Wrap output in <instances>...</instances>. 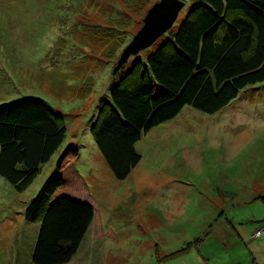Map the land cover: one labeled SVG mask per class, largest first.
Here are the masks:
<instances>
[{
	"label": "rangeland",
	"instance_id": "obj_1",
	"mask_svg": "<svg viewBox=\"0 0 264 264\" xmlns=\"http://www.w3.org/2000/svg\"><path fill=\"white\" fill-rule=\"evenodd\" d=\"M157 1L135 11L121 0H0V106L41 101L66 126L63 144L25 191L0 177V264H31L39 224L24 212L69 144L81 150L75 169L107 236L89 228L67 264H264V82L214 114L185 106L152 128L125 180L92 139L100 101L169 37L115 70ZM182 1L172 31L199 3Z\"/></svg>",
	"mask_w": 264,
	"mask_h": 264
},
{
	"label": "trees",
	"instance_id": "obj_2",
	"mask_svg": "<svg viewBox=\"0 0 264 264\" xmlns=\"http://www.w3.org/2000/svg\"><path fill=\"white\" fill-rule=\"evenodd\" d=\"M121 1L138 11L147 0ZM168 33L122 74L91 125L92 139L118 180L140 162L136 144L152 128L185 106L214 114L240 90L264 82V0H199ZM65 136L63 116L41 101L0 106V177L25 191ZM80 156L76 145H67L25 209V219L39 224L31 264H67L89 228L97 238L107 236L75 169Z\"/></svg>",
	"mask_w": 264,
	"mask_h": 264
},
{
	"label": "water",
	"instance_id": "obj_3",
	"mask_svg": "<svg viewBox=\"0 0 264 264\" xmlns=\"http://www.w3.org/2000/svg\"><path fill=\"white\" fill-rule=\"evenodd\" d=\"M183 6L182 0H158L147 12L141 29L122 50L115 70H119L130 56L148 48L170 30Z\"/></svg>",
	"mask_w": 264,
	"mask_h": 264
},
{
	"label": "crops",
	"instance_id": "obj_4",
	"mask_svg": "<svg viewBox=\"0 0 264 264\" xmlns=\"http://www.w3.org/2000/svg\"><path fill=\"white\" fill-rule=\"evenodd\" d=\"M131 172H132V171H131ZM253 238H254V239H257L258 237H256L255 234H254V235H253ZM77 251H78V250H77ZM76 253H77V252H76ZM76 253H75V254H76Z\"/></svg>",
	"mask_w": 264,
	"mask_h": 264
},
{
	"label": "built area",
	"instance_id": "obj_5",
	"mask_svg": "<svg viewBox=\"0 0 264 264\" xmlns=\"http://www.w3.org/2000/svg\"><path fill=\"white\" fill-rule=\"evenodd\" d=\"M257 234L259 235L260 233L258 232Z\"/></svg>",
	"mask_w": 264,
	"mask_h": 264
}]
</instances>
